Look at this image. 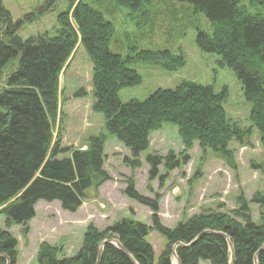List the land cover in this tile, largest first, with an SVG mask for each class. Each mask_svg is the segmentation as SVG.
Here are the masks:
<instances>
[{"label":"trees","instance_id":"trees-1","mask_svg":"<svg viewBox=\"0 0 264 264\" xmlns=\"http://www.w3.org/2000/svg\"><path fill=\"white\" fill-rule=\"evenodd\" d=\"M41 1L44 4L37 10L39 16L63 0ZM177 1L191 5L212 25L211 34L198 32L197 46L202 52L219 56L220 66H227L236 75L251 106L252 129H242L228 118L224 108L227 91L215 93L211 86L193 82L182 83L175 90H158L145 101L121 102L122 91L143 83L133 66H157L166 72H178L186 61L168 50L130 48L127 57L114 53L110 47L116 35L114 25L85 0L66 2V10L58 17L60 29L54 36L27 39L18 35L23 21L13 22L0 0V214L5 216L7 228L22 226L23 236L27 237L39 202H57L63 211L76 213L86 200L97 198L99 187L110 180L104 170V138H93L86 151L68 150L70 157L63 159L58 156L65 149L53 143L61 74L78 44L93 65V110L104 116L108 134L131 151L133 160L126 162L131 168L141 166L140 155L149 148L153 131L165 124L178 128L185 150L180 157L173 153L165 158L148 156L150 180L159 178L163 185L170 172L189 162L188 152L194 142L203 151L209 149L223 158L232 169L236 165L229 149L231 142L248 145L257 132L264 148V0H249L256 8L254 15L243 8V0ZM112 2L115 9L128 11L135 20L132 14H144L148 0ZM161 166L167 172L164 177H159ZM253 168L264 175V164ZM134 186L130 181L125 194L152 212V228L131 219H122L103 232L90 227L75 256L59 260L56 248L43 244L38 264H96L99 245L112 239L118 240L138 264H172L173 248L177 244L190 245L204 232L209 233L191 246H177L181 264H229L228 243L216 233L226 235L233 244L234 264H254L255 255L264 247L261 194L253 199L260 205V224L253 221L248 203L241 197L235 219L224 214L200 215L172 230L161 224L158 202L140 195ZM151 230L167 241L157 263L148 242ZM17 248L16 238L0 230V255L6 256L9 264H17ZM258 260L264 264V250ZM0 264H7L5 257H0ZM100 264L133 263L116 246L107 245Z\"/></svg>","mask_w":264,"mask_h":264},{"label":"rangeland","instance_id":"rangeland-1","mask_svg":"<svg viewBox=\"0 0 264 264\" xmlns=\"http://www.w3.org/2000/svg\"><path fill=\"white\" fill-rule=\"evenodd\" d=\"M2 2L10 11L13 22L23 21L18 35L27 39L44 34L54 36L60 29L58 17L66 10L68 0L60 1L41 16L37 10L44 1ZM85 2L101 11L114 25L116 35L110 44L114 53L127 57L131 53L130 48L138 51L168 50L183 56L186 61L178 72H166L157 66H133L143 83L122 91L119 95L121 102L145 101L158 90H175L182 83L193 82L211 86L215 93L227 91L224 108L228 118L242 129H252L249 119L251 106L245 100L236 75L227 66H220L219 56L202 52L197 46L199 31L212 33V25L202 13L177 0H148L144 14H132L135 20H131L129 12L115 9L112 0ZM242 6L253 15L257 13L249 0H243ZM93 76V65L84 48L78 44L61 74L53 143H59L65 149L66 152L58 156L63 159L70 157L68 150L86 151L93 138H104V170L110 180L99 187L97 198L85 201L76 213L64 212L58 203L39 202L35 208L37 217L31 221L27 237L23 236L24 228L21 226L7 228L6 218L0 214V230L19 240L17 264H38L43 244L56 248L59 260L72 258L81 250L90 227L103 232L122 219H131L152 228V212L125 194L130 181L140 195L158 202L160 222L168 229L173 230L180 223L200 215L224 214L235 219L234 212L238 211L241 197L248 203L253 221L261 223L260 205L253 203L256 194L264 197V175L253 168V165L264 164V148L257 132L252 134L248 145L229 144L234 154V169L223 158L209 149L203 151L199 143L194 142L188 152L189 162L170 172L162 185L159 178L150 180V167L146 160L148 156L165 158L170 153L180 157L185 145L178 128L165 124L160 130L153 131L149 137V148L140 155L141 166L131 168L126 163L133 160L131 151L108 134L104 116L93 110ZM166 175L165 168L161 166L159 177ZM148 242L153 247L157 263L167 248V241L151 230ZM171 258L172 264H176L172 254Z\"/></svg>","mask_w":264,"mask_h":264},{"label":"water","instance_id":"water-1","mask_svg":"<svg viewBox=\"0 0 264 264\" xmlns=\"http://www.w3.org/2000/svg\"><path fill=\"white\" fill-rule=\"evenodd\" d=\"M207 233H209V232H204L203 234H207ZM203 234H201L199 237H197V239L193 243H195L196 241H198ZM216 234L219 235V236H221V237H223L224 239H226V241L228 243L229 251L231 252V258H230V263L229 264H234L235 263V250H234L233 244L231 243L230 239L226 235H224L222 233H216ZM193 243H191L188 246H182L181 244H177L173 248L172 257L175 259L176 264H181V261L179 260V258L177 256V253H176L177 246H182L184 248H187V247L191 246ZM107 245H114V246H116L133 264H138L136 262V260L129 254V252L121 245V243L118 240H108V241H104L101 245H99V247H98V253H97V262H96V264H100L101 263V260H102V257H103V252H104V248ZM263 250H264V247L255 255V257H254V264H259L258 257H259L260 252H262ZM0 257H5L6 260H7V264H9V259L6 256L0 255Z\"/></svg>","mask_w":264,"mask_h":264},{"label":"crops","instance_id":"crops-1","mask_svg":"<svg viewBox=\"0 0 264 264\" xmlns=\"http://www.w3.org/2000/svg\"><path fill=\"white\" fill-rule=\"evenodd\" d=\"M90 200V199H89ZM93 200V199H92ZM87 201V200H86ZM54 203H57V202H54ZM85 203V202H84ZM83 203V204H84ZM59 204V203H58ZM60 205V204H59ZM83 206V205H82ZM82 206H81V208H82ZM61 207V206H60ZM36 208V207H35ZM35 211H36V209H35ZM79 211V210H78ZM65 212V211H64ZM67 213V212H66ZM73 215V214H72ZM36 217H37V213H36ZM35 219V218H34ZM31 222L29 223V228H30V226H31ZM22 227V226H21ZM24 228V227H23ZM31 232V231H30ZM17 241H19L18 239H16ZM18 249V248H17ZM200 264H208L207 262H201Z\"/></svg>","mask_w":264,"mask_h":264}]
</instances>
